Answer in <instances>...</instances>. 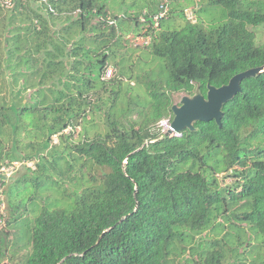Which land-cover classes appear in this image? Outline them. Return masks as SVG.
<instances>
[{
	"label": "trees",
	"instance_id": "16d2710c",
	"mask_svg": "<svg viewBox=\"0 0 264 264\" xmlns=\"http://www.w3.org/2000/svg\"><path fill=\"white\" fill-rule=\"evenodd\" d=\"M25 1L0 4V49L11 84L21 79L19 91L32 88L34 97L0 105V134L8 128L17 135L23 127L10 115L27 114L46 138L29 196L33 215L21 222L25 251L14 264H244L229 253L252 247L246 233L259 241L255 248L264 246V70L241 81V91L222 108L221 127L195 121L194 130L168 135L157 127L164 117L172 120L174 93L193 95L199 87L205 95L207 84L219 87L238 72L264 67V39L257 40L256 30L264 27V0H200L195 22L175 8L168 12L166 1L157 25L159 7L140 21L139 12L110 15L97 0H40L51 16L67 14L60 28L24 10ZM126 18L135 30L146 25L144 54L155 62L147 73L153 77L136 79L141 101L125 99L128 71L103 77L120 42L115 27ZM176 18L183 24L170 25ZM100 111L102 131L90 135L81 126V138L65 150L50 144L51 135L62 137ZM92 166L97 179L87 175ZM73 169L78 176L67 175ZM67 176L74 182L69 191L62 184ZM224 177L231 183L221 186ZM38 189L54 195L37 196ZM3 192L5 218L16 222L18 204L7 199L10 189ZM222 230L221 237L205 238Z\"/></svg>",
	"mask_w": 264,
	"mask_h": 264
},
{
	"label": "rangeland",
	"instance_id": "374dc122",
	"mask_svg": "<svg viewBox=\"0 0 264 264\" xmlns=\"http://www.w3.org/2000/svg\"><path fill=\"white\" fill-rule=\"evenodd\" d=\"M166 1L168 3V12L175 8L177 11H181L187 20L192 22H195V11L202 3L200 0H97L98 3L105 4L106 8L110 11V15L123 13L128 15L139 12L138 15L140 21L145 20V13H152L158 9V7L160 8L161 3L163 4ZM206 1L207 0H203L204 3ZM48 4L51 5V3ZM23 5L24 10L28 11V9H34L35 11H38L44 15L48 20L54 21V28H60L61 23L59 22L65 15H67L64 14V16H56L53 14L51 16L47 10V5L42 4L40 0H27ZM51 7L53 8L52 5ZM160 10L163 11L164 8H160L158 11ZM2 11L5 12L4 10ZM75 15L76 11L71 14L72 17ZM94 21H96V18L92 20L93 23ZM183 22V19L176 18L174 22L170 23V25L180 26L183 24ZM115 28L116 35L120 38V42H118L116 46L113 47L116 57L108 65V67L112 69L111 77H116V74H118L120 70L128 71V73L132 75V78H122L123 84H121L123 93L126 91V94L124 93L125 99L130 96L133 101H141L144 98V90L142 89V86L136 82V79H140L144 76L146 77V75L149 76L147 73L150 72V68L153 67L155 63H152L150 58L146 57L144 54V52L147 51L145 46L149 43V36L145 34L147 27L146 25L141 24L135 30L133 19L126 18L125 23L122 24L121 27ZM156 30H158V28ZM256 30L257 40H263L264 27H258ZM87 33L85 34L87 35ZM4 36L5 35L3 33V36L0 37L2 40L0 41H3ZM4 57L5 53L0 49V64L2 65V67H0L2 69L0 71V105L2 103L9 105L13 101H15L18 105L30 103L34 97L33 89L29 88L26 91H19L20 85L22 83L21 79H19L17 83L11 84L13 80L12 76L10 75L11 71H9L8 67H6V61H2L5 60ZM144 58H147V60L143 61ZM48 85H50L49 79L45 81V86ZM110 87L111 85L107 86L108 89ZM108 92L109 91H107L106 94ZM46 94L49 98L50 92L46 91ZM184 95L191 96L184 92L174 93L172 95L173 104H179L181 97ZM94 99L95 95L91 97V101H94ZM108 104L109 102L106 101L105 105L102 106L101 111L108 109ZM117 107H126L125 102L117 104ZM101 111L92 112L89 114L88 117H91V119L87 124L86 122L84 123V121H82L80 125L68 126L65 128V130H63L64 134L62 137H60L59 134L51 135L50 144L53 145L54 148L56 147V149L59 151L65 150L67 145L75 144L81 138V126H86L87 129H89L90 135H92L94 131H102L103 113ZM29 116L30 115L25 114L17 119L15 114L13 116L10 115V118H12V123H18L19 126L23 127V129L14 136H12V134L9 132L8 128L5 130V133L0 134V138L2 140V144H0V264H14L21 260V257L25 251L24 240L21 239V222L23 219H30L33 215L32 210L34 209V206L31 205L29 196L34 193L35 186H33V177L38 171L36 169L37 161H42L39 156L40 153H37V151H39L41 148L40 145L43 143L46 136L32 129L31 125L28 124L30 123ZM25 124H27L26 127H24ZM169 124V118L164 117L157 123V127L161 130V132L166 133L169 129ZM92 125H95V127H91ZM45 152L46 150L42 151L41 153ZM12 156L14 157L13 159L10 158ZM59 165L61 168H63V160H60ZM53 173H55V171ZM69 173L70 174H67L69 176L79 175L75 169ZM97 173L98 168L92 166L88 170L87 175L90 174L97 179ZM55 178H58V176L55 175ZM63 179L64 180H62V184L63 187L67 189V191L74 188V182H70L68 180V176ZM228 183H231L230 177H224L220 180L221 186H225ZM8 188L12 193L7 194V199L11 203L18 204L16 212L14 213V215L17 216L16 222H8L5 218L6 214L4 208L6 194H4L3 190H9ZM47 194H49L51 197L54 195L52 191L43 192L41 189H38L36 193L37 196H43ZM37 202L40 203L41 201L37 200ZM226 229L228 230L227 226ZM245 229L247 232H250L247 228ZM206 233L207 235L205 238H215L221 237V235L225 233V230H222L217 234L212 231H208ZM245 237H250L252 239V247L247 246L245 249H241L236 246L235 253H229V259H236V263L241 261L244 264H264V246L255 248L254 246L259 247V245H255L259 241L254 239L252 234L246 233Z\"/></svg>",
	"mask_w": 264,
	"mask_h": 264
},
{
	"label": "water",
	"instance_id": "95a60500",
	"mask_svg": "<svg viewBox=\"0 0 264 264\" xmlns=\"http://www.w3.org/2000/svg\"><path fill=\"white\" fill-rule=\"evenodd\" d=\"M264 67L249 68L234 74L226 84L219 87L207 84L206 94L196 87L193 95H184L179 104L171 105L173 118L166 134H178L184 129L194 130L195 121L214 120L221 127L223 106L241 91V81L262 72Z\"/></svg>",
	"mask_w": 264,
	"mask_h": 264
},
{
	"label": "built area",
	"instance_id": "2783aa9c",
	"mask_svg": "<svg viewBox=\"0 0 264 264\" xmlns=\"http://www.w3.org/2000/svg\"><path fill=\"white\" fill-rule=\"evenodd\" d=\"M0 4L5 7V8H10L13 5V0H0ZM166 8L164 7L163 11H159L157 14L153 15V21L157 22L158 18L163 16L165 13ZM155 19V20H154ZM155 22V24L157 25V23ZM109 23H114V20H109ZM112 76V69L110 67L106 68L105 72H104V78H110Z\"/></svg>",
	"mask_w": 264,
	"mask_h": 264
}]
</instances>
